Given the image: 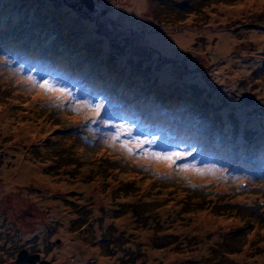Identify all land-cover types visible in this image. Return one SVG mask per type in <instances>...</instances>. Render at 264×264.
I'll return each mask as SVG.
<instances>
[{"label": "rangeland", "instance_id": "obj_1", "mask_svg": "<svg viewBox=\"0 0 264 264\" xmlns=\"http://www.w3.org/2000/svg\"><path fill=\"white\" fill-rule=\"evenodd\" d=\"M92 2L0 0V264H264V0Z\"/></svg>", "mask_w": 264, "mask_h": 264}, {"label": "trees", "instance_id": "obj_2", "mask_svg": "<svg viewBox=\"0 0 264 264\" xmlns=\"http://www.w3.org/2000/svg\"><path fill=\"white\" fill-rule=\"evenodd\" d=\"M68 45V44H67ZM69 46V45H68ZM72 48H69L68 47V49H67V52H68V50L70 51ZM69 53V52H68ZM64 57L65 56H62V60H64ZM69 58H68V56H66V59H65V61H67ZM34 59H31L30 61H33ZM78 88H81V92H83V93H80V94H84V93H87V90H88V87L85 85V83H83V84H81L80 86H78L77 88H75V90L76 89H78ZM110 89V88H109ZM114 89V90H113ZM116 91V92H115ZM120 91H122V95H121V97H125L126 96V94H124V89H118V85H115L112 89H110V94H111V97L112 96H115V97H119L118 96V94H119V92ZM95 97L99 100V102L100 103H102V102H104V100H103V97L102 96H96L95 95ZM144 97H142V99H143ZM109 99V98H108ZM154 102H156V101H154ZM117 103H119V101H116V102H113V103H111L110 104V109H109V112L107 113V115H110L111 114V116H106V118L107 117H114V114L116 113V115H117V117L119 116L118 115V113H119V111L122 109V104L120 105V104H117ZM124 104V103H123ZM152 104V103H151ZM158 108H159V106H157L155 103H154V105H152V109L154 110V111H158ZM168 109H169V107H168ZM113 111H116V112H113ZM169 111H172V112H170V113H176L177 112V110L176 109H174V108H171ZM159 116H161V115H158V117ZM170 116V115H169ZM204 116V115H203ZM116 117V118H117ZM180 117L182 118V116L180 115ZM202 120H206L205 118H201ZM143 120H144V118H143ZM149 125H152L151 123H149ZM144 126H147V124L145 123L144 124ZM189 127H191V128H193V126L191 125V126H189ZM235 129V128H234ZM138 130H139V128H138ZM189 132H194V130L193 129H190L189 130ZM205 133H209V134H211V133H213L212 131H211V129H209L207 132H205ZM205 133H200L199 134V132H196V134H197V137L199 138V137H201L203 134L204 135H206ZM171 136H175L174 134H171ZM241 139L242 140H251L252 138H249V137H247V138H245V136L244 137H241ZM206 145V144H205ZM208 145V144H207ZM206 147V146H205ZM201 151V149H198V153ZM250 152H252V154L253 153H255V152H253V151H250ZM255 157H256V155H254Z\"/></svg>", "mask_w": 264, "mask_h": 264}, {"label": "water", "instance_id": "obj_3", "mask_svg": "<svg viewBox=\"0 0 264 264\" xmlns=\"http://www.w3.org/2000/svg\"><path fill=\"white\" fill-rule=\"evenodd\" d=\"M84 4L90 9L94 10L92 0H82ZM16 264H51L47 260L41 261V256L38 253L31 254L27 249H22L17 257Z\"/></svg>", "mask_w": 264, "mask_h": 264}, {"label": "bare ground", "instance_id": "obj_4", "mask_svg": "<svg viewBox=\"0 0 264 264\" xmlns=\"http://www.w3.org/2000/svg\"><path fill=\"white\" fill-rule=\"evenodd\" d=\"M15 17H18V14ZM143 21H144L143 20V17L142 16H139L138 21H137L138 22L137 24L139 25V27L145 26V24L143 23ZM147 26H150V24H147ZM152 39H154V41H156L157 43L161 44L165 48H170L171 47V45L169 46V44H167V43H165V41H163V40H166L163 35H158L157 37H153ZM152 45L155 46V43L152 44Z\"/></svg>", "mask_w": 264, "mask_h": 264}, {"label": "snow or ice", "instance_id": "obj_5", "mask_svg": "<svg viewBox=\"0 0 264 264\" xmlns=\"http://www.w3.org/2000/svg\"><path fill=\"white\" fill-rule=\"evenodd\" d=\"M157 155H159V154H157ZM165 158H167V157H165ZM185 167H187V166H185Z\"/></svg>", "mask_w": 264, "mask_h": 264}]
</instances>
